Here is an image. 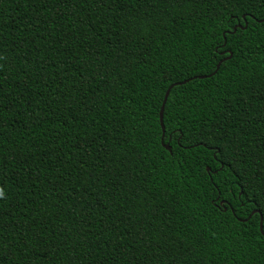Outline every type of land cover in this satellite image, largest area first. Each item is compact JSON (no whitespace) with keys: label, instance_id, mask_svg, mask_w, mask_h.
<instances>
[{"label":"trees","instance_id":"16d2710c","mask_svg":"<svg viewBox=\"0 0 264 264\" xmlns=\"http://www.w3.org/2000/svg\"><path fill=\"white\" fill-rule=\"evenodd\" d=\"M68 7L71 11V6ZM80 7L78 4L77 8ZM248 7L252 8L251 16L256 19V26H250L253 36L248 42L252 57L243 64H230L228 60H224L220 65L221 72L216 77L228 80V90L235 92L231 98V115L223 112L217 116L211 108L205 109L207 116L197 111V115L203 116L204 122L211 126L216 137L213 146L220 150L225 162L224 170L216 173V181H222L221 188L230 186L231 196L228 192L221 195L215 183L210 189L206 188L212 182V177L204 173L214 170L215 164L203 162L206 155L201 149L185 150L179 145H170V151L164 147L165 154L170 155L165 168L170 165L172 169L186 173L182 177L183 184L177 180L173 190H167L159 179L153 180L144 174L137 176L136 170L141 165V158L136 155L134 143L124 145L122 138L116 136L119 131L132 141L136 135H128L133 123L131 109L138 106L140 96L138 91H133V86L138 89L140 77H146L150 71L155 75L161 67L165 73L171 74L175 82H181V76L188 77L189 71L186 69H191L196 73L195 77L180 86L188 89L195 84V90L198 91L203 85L209 92H215L219 99V89H213L208 81L196 78L208 73L196 72V69L219 64V59H212L207 65L202 63L204 53H214L219 57L220 53L213 44L219 43V29L223 27V18H234ZM49 13L54 14L52 6L41 3V0H0V63L4 66L6 80L13 86L23 80L32 85L33 92L44 87V82L37 79V66L28 64V61L40 55L46 54L45 59L47 55H54L52 49L59 44L49 41L63 40L64 43H72L63 35L66 28L76 31L71 21H62L64 29H61L60 36L49 35L42 23H33V20H43ZM86 16H90L93 22L106 21L111 25L102 35L101 42L93 40L91 24L87 29L81 27L77 35L79 41L86 32L88 40L84 41L83 47H95L98 54L106 53L97 58L110 67L104 75L93 80L89 73L96 71V60L88 61L89 68L84 75L89 76V89L78 97L84 106H75L76 111L85 115L69 135L84 133V121H91L95 117L100 127L89 128L87 131L93 137L98 132L104 133L108 141L106 148L114 163L108 162L109 155H104L102 161L105 175L109 177L106 184L111 189V195L102 208L97 207L91 213L87 211L92 203L91 198H69L73 186L79 187L86 181L91 182L89 174L96 173L91 169L81 172L78 167H74L69 183L60 180L62 172L65 178H68V173L59 164L48 168V155L51 153L46 144L42 143H51L50 137L54 135L49 131L51 120L33 119L32 111H40L43 105L37 106L33 102L29 107L21 101L5 114V126L0 139L3 166L7 176L11 177L4 185L3 202L9 207L11 215L6 217L9 226L4 232L3 245L0 247V252L3 253L0 264H93L94 260L98 264H172L173 260L175 264H264V236L256 232L252 220L246 221L243 213L247 209L235 204L237 197H243V191H238L242 184L248 192V196L243 199L249 202L253 199V193L259 194L261 187L259 171L264 165V44L260 41L264 39V35L257 34L264 31V24L260 23L264 19V0H240L239 3L234 0H193L192 3L181 6L165 2L163 7L159 3H137L134 10L132 3L116 0L106 6L90 7ZM71 19H76L75 12H72ZM96 27H99V23H96ZM116 29L120 30L123 43L119 46L113 43L109 48L106 42L112 38V32ZM42 35L47 39L41 41ZM73 47L82 51L76 44ZM141 53L151 57L150 62L142 66L138 62L133 63L134 60L138 61ZM128 64L133 66L128 68ZM177 64L181 65L179 69L175 67ZM109 75L115 79H106ZM232 76L236 77L235 82L232 81ZM47 83L49 91L42 95L58 97L59 89L55 92L51 89L56 88L59 78L56 81L49 78ZM9 92L16 97L21 89L13 87ZM105 103L108 104L107 108L104 107ZM51 108H56V105L51 104ZM109 117L115 122L105 129L103 125ZM138 118L139 114L136 119ZM242 121L248 128L246 136L235 131ZM167 126L170 128L172 122ZM55 127L57 131H63L59 126ZM96 148H99L98 139ZM81 155L89 157L91 163L96 152ZM213 160L219 162L215 157ZM228 164L236 167L238 172L233 173ZM37 170L40 177L36 180L38 187L32 183ZM147 172L148 167L145 166L144 173ZM29 173L32 179H28ZM176 175L180 176V171ZM53 185H63V189L49 191ZM134 185L142 190L137 193L135 200L129 196L125 207L121 209L118 201L124 203V193L134 190ZM202 189L205 194L199 195ZM177 191H182L183 195L179 197L181 211L174 215ZM83 192L84 189H81V193ZM217 196L220 200L228 198L232 201L240 212L238 219H231L224 209H217L211 204V198ZM80 204L84 205L83 209ZM194 205H200V208L195 209ZM58 208L66 210L63 215L57 213ZM24 209H27L26 213ZM136 209L140 211L137 212ZM145 210L153 214L151 226L156 239L161 240L160 246H164L163 238L170 237L172 240L167 256L157 254L156 259H150L156 240L148 248L142 242L133 240L139 231L138 217L143 216L148 222ZM188 211H195L197 218L200 211H203L205 217H224L215 221L218 232L234 235H217L201 243L196 235L201 231L199 225L194 223L191 229L188 227ZM33 217H37L35 224L32 222ZM108 226L113 229L106 233L110 242L103 243V237L97 242L92 234ZM66 227L69 228L67 232L64 231ZM129 230L131 235L127 234ZM117 236L124 243L114 249V245L118 244L115 239ZM73 247L77 249L75 256ZM89 248H92L91 252L88 251ZM36 250H39V255H33Z\"/></svg>","mask_w":264,"mask_h":264},{"label":"snow or ice","instance_id":"6c2138e0","mask_svg":"<svg viewBox=\"0 0 264 264\" xmlns=\"http://www.w3.org/2000/svg\"><path fill=\"white\" fill-rule=\"evenodd\" d=\"M35 2V0H34ZM115 3L116 0H41V3L50 5L53 8V13L44 16L43 20H33L34 24H40L46 26V31L49 35H62L61 29H64V24L62 21L69 20L76 27L74 32L72 28H66L64 30V37L72 43H64L63 40L59 42L49 41V43H58L59 46L52 49L54 55H40L32 58L28 61V64L36 65L37 79L44 82V87L39 88L36 92L32 91V85L28 84L27 81L21 80V83L13 86L10 84L4 75V66L0 63V139H2L3 129H4V116L5 114L13 108V106H18L21 101H24L32 106L34 102L37 106L43 105L40 111L33 110L32 118L35 120H51L49 124V131H52L54 135L50 137L51 143L48 145L46 141L42 143L46 144L48 151L51 155H48V168H52L54 164H59L64 172L68 173V178H65L62 172L59 179L64 181V183L70 182V177L72 174V168L78 167V170L83 172L86 169H91L95 172V175L89 174L91 182H84L80 184L79 187L73 186V191L69 194L70 199L79 200L82 196H88L91 198L92 203L87 209L91 213L97 207H103L105 201L111 195V189L107 186L106 181L108 176L105 175V165L102 161L104 155H109V163H114L111 160V154L108 153L106 144L108 141L105 139L104 133H97L96 137L91 136L87 129L89 128H99L100 125L96 123L95 117L91 121H84L85 132L80 134L77 133L75 136L69 135L73 128L81 123L82 117L85 115L82 112L76 111L75 106L79 105L83 107V102L78 99L82 92L89 89V76L91 79L95 80L99 76L104 75L109 65L102 64L97 58L106 53H97L95 47H83L84 41L88 40L87 33L82 36V38L77 41V35L81 31V27L87 29L88 26L92 25V37L95 42H101L102 35L111 27L106 21H96L93 22L90 16H86L90 7L96 5L106 6L108 3ZM121 2L132 3L133 10L136 8L137 3H159V6L163 7V4L167 2L170 5L181 6L183 4H190L193 0H121ZM233 2V0H230ZM235 3H239L240 0H234ZM81 5L77 8V5ZM71 6V11L68 6ZM72 12H75L76 19L72 20ZM252 8L248 7L243 9V11L236 15L234 18L224 17L223 27H220L221 35L218 37L219 43L213 44V47L220 53L219 57H216L214 53L209 54L204 53V59L201 61L205 65L209 63L212 59H219L220 63L215 64L212 67L205 66L204 68H197L196 72H206L208 75L203 77V80L208 81L213 85V89H219V99L215 92H209L205 86H201L198 91L195 89L197 86L192 84L188 89H184L182 86L178 87L177 83L174 81L171 74L165 73L162 69L156 73L148 72L146 77H140L139 88L137 89L133 86V91H138L139 104L136 108L131 109V116L133 117V123L131 131L128 135L135 133L132 141L127 139L124 133L119 131L116 132V136L122 138V143L128 145L134 143L136 150V155L141 158V165L139 169L136 170V175L141 174L150 176L153 180L159 179L163 182L167 190H173V186L176 184L177 180L183 184L182 177L186 175L183 171L179 169H172L168 165L170 155H166L164 151L165 146L169 145H179L185 150L188 149H201L202 153L206 155V159L203 161L205 164L214 163L215 169L209 170L204 173L207 176L212 177V182H210L206 188L210 189L215 183V187L220 189V194L228 192L231 196L230 186L228 188H221L220 184L222 181H216V173L222 172L225 167V162L222 159V154L218 148L213 146V142L216 141L215 135L212 133L210 125H207L203 116H207L206 108H211L215 115L219 116L223 112L230 113V107L232 105V97L235 95L234 90H228V80H221L217 77V73L221 72L220 65L224 63V60H228L231 63L243 64L245 60H250L252 57V51L248 47V42L252 39L253 33L251 27L256 26L255 17L251 16ZM251 17V19H250ZM183 17H181L182 19ZM96 23H99V27H96ZM264 24V19L260 21ZM251 26V27H250ZM239 29V31H238ZM257 35H264V31L258 33ZM41 41L47 39L45 36L40 37ZM139 39V37H135ZM109 48L112 47L113 43L119 46L123 43V38L119 29L112 32V38L107 42ZM264 44V39L260 41ZM73 44L82 48V51H77ZM259 48V45H256ZM123 52V49H121ZM227 53V54H225ZM235 58V60H234ZM96 60L95 68L96 71L90 72L89 76H85L84 73L88 70L89 60ZM59 60V63L57 61ZM151 57L145 53H141L138 61L134 60L133 63H139L141 66L149 63ZM133 64H128L126 67L131 68ZM177 69L181 67L180 64L175 65ZM51 70V72H50ZM189 71V76L180 77L182 83H189L190 79L195 77L196 73L192 72L191 69H186ZM246 71V69H245ZM30 75V74H29ZM59 78V83H57L56 88H52L51 91L55 92L59 89L58 97H45L42 93H47L49 91L48 79L51 78L53 81ZM106 79L115 78L112 76H106ZM216 78V79H214ZM232 81H236V77H231ZM20 88L21 92L18 96H11L9 89ZM95 91V89H92ZM38 97V98H37ZM264 98V97H262ZM159 101V104H157ZM51 104H55L56 108H51ZM105 108L108 104L105 103ZM63 108V110H59ZM44 109H49L44 111ZM155 110V111H153ZM197 111L202 112L203 116L197 115ZM43 113V115H41ZM65 113H68L65 115ZM139 114V118L136 119ZM103 115V113H100ZM115 121L109 117L104 123L103 127L106 129L109 124ZM172 122V126L169 128L167 125ZM55 126L62 128L61 131H57ZM239 135H248V128L245 122H241L238 128L235 130ZM176 139H173V137ZM97 139L99 141V148H96ZM67 147V151H65ZM42 151L44 149H41ZM15 151V150H13ZM91 151L96 152V156L89 163V157L86 155ZM127 155V153H125ZM219 162H215L213 158ZM3 155H0V247L3 245L4 232L8 228V220L6 217L11 215L10 209L4 204L5 197V182L11 177H8L3 166ZM148 167V172L144 173V167ZM233 173H237L238 170L232 164L227 165ZM180 171V176L176 175V172ZM111 171L109 170V176ZM227 175V173H225ZM261 187L259 194L253 193V199L249 202L243 197L248 196V192L245 186L242 184L238 191H243V197H237L235 200L236 205H240L247 209L243 213L247 220H252L256 226V232L259 235L264 236V165L261 166L259 171ZM39 170L34 180H32L33 186L38 187L36 180H39ZM28 179H32L31 173H29ZM186 186V185H185ZM63 185L57 187L53 185L49 191H61ZM81 189L84 192L81 193ZM134 190L124 193V203H120L121 209H123L127 203L129 196L132 200H135L137 193L142 189L138 185L133 186ZM91 193V195H90ZM147 193H145L146 195ZM205 191L202 189L199 195H204ZM176 195L178 199L174 201L173 214H177L180 209L179 197L183 195L182 191H177ZM62 202V201H61ZM211 204L215 205L217 209H224V212L233 220L238 219L240 212L237 207L233 206L232 201L228 198L220 200L219 197L211 198ZM84 205L80 204V208L83 209ZM195 209H199L200 205H194ZM25 213L27 209H24ZM66 210L62 208L57 209V213L63 215ZM139 212V209H136ZM151 213L145 210V216H147V223L143 216L138 217L137 227L139 229L137 236L133 237L134 241L142 242L145 248L152 245L153 240H156V246L152 249V254L150 259H156L157 254L161 256H167L172 245V240L170 237L163 238L164 246L161 247V240L156 239L154 235V229H152ZM15 217H13L14 219ZM217 219H224V217H205L203 211H200L199 217L197 218L195 211L187 212V223L188 227L191 229L193 224H198L201 229L200 232L196 233L198 235L201 243L205 242L211 237L217 235L228 236L234 235V233L218 232L216 223ZM32 222L37 223V217L32 218ZM115 224V220L113 221ZM127 227V225H125ZM113 229L111 226L101 229L98 233H93L94 239L99 242L101 237H103V243L107 244L110 242V237L106 233L111 232ZM65 232L69 231V228L64 229ZM247 232V229H245ZM128 235H131V230L128 231ZM176 235V233H173ZM116 246L122 245L124 241L117 236ZM131 246V245H130ZM26 247V246H25ZM89 252L92 248L88 249ZM73 255L75 256L77 249L73 247ZM33 255H39V250H36ZM3 253L0 252V257ZM93 264H98L95 260ZM175 264V261H172Z\"/></svg>","mask_w":264,"mask_h":264},{"label":"water","instance_id":"95a60500","mask_svg":"<svg viewBox=\"0 0 264 264\" xmlns=\"http://www.w3.org/2000/svg\"><path fill=\"white\" fill-rule=\"evenodd\" d=\"M260 21H261V20H260ZM219 63H220V62H219ZM204 76H206V75L198 76V77H196V78L203 79ZM190 80H191V79H190ZM176 83H177V86H180V85H184V84H186V83H182V81H181V82H176ZM165 148L171 151V146H170V145H169V146H165Z\"/></svg>","mask_w":264,"mask_h":264}]
</instances>
